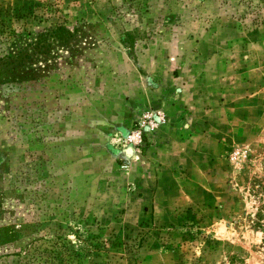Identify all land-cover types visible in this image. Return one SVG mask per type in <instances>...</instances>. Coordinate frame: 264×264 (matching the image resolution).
Returning <instances> with one entry per match:
<instances>
[{"label": "rangeland", "instance_id": "rangeland-1", "mask_svg": "<svg viewBox=\"0 0 264 264\" xmlns=\"http://www.w3.org/2000/svg\"><path fill=\"white\" fill-rule=\"evenodd\" d=\"M63 22L0 69V264H264V0H0V58Z\"/></svg>", "mask_w": 264, "mask_h": 264}, {"label": "trees", "instance_id": "trees-1", "mask_svg": "<svg viewBox=\"0 0 264 264\" xmlns=\"http://www.w3.org/2000/svg\"><path fill=\"white\" fill-rule=\"evenodd\" d=\"M88 26L89 24L87 23H81L79 27L68 29L63 22L50 24L45 28L34 31L33 33H30L28 42L24 43V46L19 49L18 53L13 58H0V69H2V67L11 66L12 69L19 70V75H17V77L23 76L24 78H28L31 72L30 69L27 70V72L21 70L28 66L27 62L35 61L37 59H42V62H45L49 54L51 52H56V50H64L70 55L74 54L83 35V33L79 34V32H81L84 27ZM28 34L29 33H27V35ZM15 35L16 33L14 31L8 33V36L10 37ZM16 36L21 38L22 35L21 33H18ZM128 36H130V34ZM254 216L256 218L254 225L261 231H264V204L255 208ZM10 241L11 239H8L6 234H3L0 230V246H3ZM47 253L48 252H46L45 249H42L40 252H35L29 257L23 256L20 262L22 264H43L46 258L52 261L53 258H55L54 254L51 253V251L50 255Z\"/></svg>", "mask_w": 264, "mask_h": 264}]
</instances>
